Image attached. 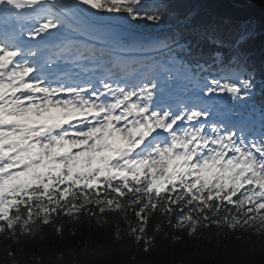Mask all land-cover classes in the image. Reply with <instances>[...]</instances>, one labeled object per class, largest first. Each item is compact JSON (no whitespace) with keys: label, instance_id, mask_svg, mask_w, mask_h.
<instances>
[{"label":"snow or ice","instance_id":"snow-or-ice-1","mask_svg":"<svg viewBox=\"0 0 264 264\" xmlns=\"http://www.w3.org/2000/svg\"><path fill=\"white\" fill-rule=\"evenodd\" d=\"M140 4L0 0V235L18 243L54 216L116 213L137 243L150 245L147 226L157 212L169 223L175 214L174 227L191 235L222 210L229 228L264 233V109L257 128L216 107L219 94L246 106L251 73L205 77L191 96L168 102L179 73L167 65L137 74L117 57L112 68L96 64V75L80 63L105 52L86 42L103 43L93 28L101 13L134 21L144 18ZM61 61L92 75L82 79Z\"/></svg>","mask_w":264,"mask_h":264},{"label":"trees","instance_id":"trees-1","mask_svg":"<svg viewBox=\"0 0 264 264\" xmlns=\"http://www.w3.org/2000/svg\"><path fill=\"white\" fill-rule=\"evenodd\" d=\"M175 1L172 9L180 19L200 0ZM261 5L264 8V0ZM199 8L198 16L212 19L213 31L222 42L246 30L234 21L243 15L246 17L241 22L247 25V30L255 22L264 29V20L258 19L256 11L250 8L236 11L229 0L206 2ZM234 55L241 56L240 67H253L262 70L264 75V34L246 47L242 45ZM129 216L135 224L131 211ZM97 217L83 213L78 220L63 214L54 216V223L40 225L38 233L21 236L18 243L0 235V264H264V233L239 227L231 229L223 220L220 226L214 221H202L197 231L188 235L186 228L174 227L176 218L172 216L169 223L167 216L157 212L147 226L146 237L151 238V244L145 245L128 234L129 225L119 214L100 216L97 213ZM158 223L160 229L156 231ZM57 227H62V231L57 232ZM145 247L150 250L145 252Z\"/></svg>","mask_w":264,"mask_h":264}]
</instances>
